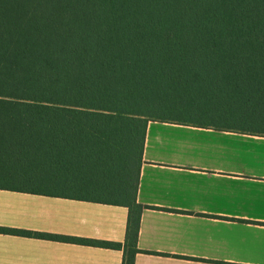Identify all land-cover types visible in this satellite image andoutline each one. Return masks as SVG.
<instances>
[{"label":"trees","instance_id":"1","mask_svg":"<svg viewBox=\"0 0 264 264\" xmlns=\"http://www.w3.org/2000/svg\"><path fill=\"white\" fill-rule=\"evenodd\" d=\"M149 121L264 135V0H0V188L123 205Z\"/></svg>","mask_w":264,"mask_h":264},{"label":"crops","instance_id":"2","mask_svg":"<svg viewBox=\"0 0 264 264\" xmlns=\"http://www.w3.org/2000/svg\"><path fill=\"white\" fill-rule=\"evenodd\" d=\"M134 264H264V135L149 121ZM129 209L0 188V264H123Z\"/></svg>","mask_w":264,"mask_h":264}]
</instances>
